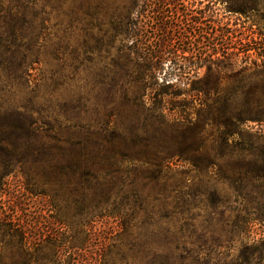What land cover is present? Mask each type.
<instances>
[{
	"label": "rangeland",
	"instance_id": "1",
	"mask_svg": "<svg viewBox=\"0 0 264 264\" xmlns=\"http://www.w3.org/2000/svg\"><path fill=\"white\" fill-rule=\"evenodd\" d=\"M133 3L134 0H0V34L11 24L9 18H4L7 13L26 12L32 20L34 51L39 55L40 63L32 66L31 80L33 85L40 86L37 95L41 104L38 105L44 106V115L51 127L45 140L46 146L51 148L48 154L40 152V143H36L30 153L6 155L0 152V264H53L54 247L48 242L49 238L59 236L63 243L62 256L67 255L69 250L65 241L74 237L80 242L84 238L78 233L81 223L89 220L94 227L91 244L83 250L71 251L82 261L96 258L97 251L105 249L111 255H130L134 264H142V256L146 253L168 250L164 243L171 235L166 234V229L171 227L173 232L182 227L186 246H180L179 251L190 254L191 264H246L245 258L240 256V236L229 233L218 239L211 235L214 224L211 226L209 218L213 211H216L214 222L223 219L218 227L223 226L224 231L228 228L225 221L229 219V226H232L236 214L228 207L214 210L195 188L188 187L186 191L189 204L167 209L171 213L169 219L162 218L163 210L152 205L142 210L134 205L122 208L120 218L112 211L111 203L115 197L108 202L113 217L101 219L93 210L99 198L104 201L107 194L113 195L117 191L113 177L124 173L126 163L116 165L113 159L114 129L126 116L125 97L135 89L134 81L141 76L115 74L116 68L106 54L112 45L110 37L115 32L110 21L120 17L128 24L126 16L133 9L129 21H137L143 28L142 43L146 49L167 44L168 36L175 37L172 45L180 49L178 53L183 49L188 51L186 47L190 42L191 53L196 52L205 41L203 36L209 38L207 33L212 29L213 32L217 29V35H221L215 42H222L224 33L232 32L248 40L252 38L248 43L251 47L260 43L256 40L258 34L264 35V24L253 26L251 18L230 11L234 0H137L138 8H132ZM164 3H171L177 10H189L191 17L198 16L201 7L206 5L216 17L213 18L216 26L208 19L202 26L182 24L176 33L169 34L155 30L158 24L150 19L154 16L149 13V8L136 18L137 13L149 4L158 7L164 15H171ZM188 32H191L188 36L191 40L183 42L179 39V33L187 35ZM116 44L120 45V40ZM249 55L248 66L253 67L254 61L261 62L255 50ZM183 56L191 55L186 52ZM243 58L242 53L239 66L243 64ZM13 69L14 64L3 67L0 60V76L16 75ZM171 70L169 61L156 73L155 80L146 75L147 84L157 82L151 87L164 91L161 84L170 83L172 87L161 96L165 115L191 119L194 116L191 73L185 70L171 76L168 74ZM204 74L205 70H202L200 78ZM231 84L230 81L223 82L220 90H231ZM5 86L0 84V91ZM15 92L18 89L14 84L8 94ZM150 92L148 89L147 93ZM246 130L253 136L264 134V125L251 123ZM56 147L62 150L58 151ZM116 159L120 161L122 157ZM170 166L168 185H182L186 176L176 173L182 168L177 169L172 163ZM194 183L204 186L206 179L203 177ZM184 185L191 186V182ZM181 193H185L183 188ZM84 199L88 204L86 209ZM174 212L176 215L172 214ZM147 213L152 214L149 217ZM20 227L26 232L28 255L25 257L21 256L22 244L14 232ZM262 238L264 229L255 224L245 241ZM37 244L45 249L35 253ZM250 253L246 252L247 259L258 264L259 255L251 256ZM24 258L29 262L23 263ZM259 264H264V255Z\"/></svg>",
	"mask_w": 264,
	"mask_h": 264
},
{
	"label": "trees",
	"instance_id": "2",
	"mask_svg": "<svg viewBox=\"0 0 264 264\" xmlns=\"http://www.w3.org/2000/svg\"><path fill=\"white\" fill-rule=\"evenodd\" d=\"M164 6H168L171 15H164L158 7L149 4L137 13L136 18L149 8V13L155 17L150 19L158 24L155 30L169 34L176 33L182 24L202 26L208 19L216 26L213 21L216 17L206 5L201 7L196 17H191L189 10H177L171 3H164ZM132 8H138L137 0H134ZM88 9L92 10L91 6ZM229 9L251 18L253 26L264 24V0H234ZM132 11H128L126 16L129 28L124 18L117 17L110 21L115 32L110 37L112 45L106 51L116 68V75H141L134 81L135 89L125 97L127 114L117 123L113 135L115 164L126 163V166L122 175L113 177L117 191L113 195L107 194L104 201L99 198L93 210L101 219L113 217L112 211H116L121 218L122 208L134 205V208L142 210L152 205L163 210L162 218L169 219L171 213L167 209L189 204L186 191L188 187L195 188L206 197L214 210L228 207L231 213L236 214L232 226H229V219L225 221L228 228L224 231L223 226L221 229L218 227L224 222L223 219L214 222L216 211H213L209 218L211 226L214 224L212 237L222 239L229 233L237 234L241 237L240 256L245 258L246 264H253L247 259L246 252H251V256L259 255V264L264 255V238L259 241L245 239L255 224H260L264 229V134L253 136L246 129L251 123L264 125V75H258L264 73V35L258 34L256 40H260V43L257 47H251L248 43L252 42V38L248 40L232 32L224 33L222 42H215V38L221 35H217V29L214 32L212 29L211 33H207L209 38L204 35L205 41L193 53L191 42L186 47L188 51L183 49L178 53L180 49L172 45L175 37L168 36L167 44L146 49L142 43L143 28L137 21H129ZM5 16L11 24L0 34V60L3 67L14 64L16 75L0 76V84L6 85L0 91V152L6 155L30 153L34 151L35 144L40 143V152L48 154L51 148L46 146L45 140L51 127L44 115V106L38 105L41 101L37 95L40 86L37 83L33 85L30 72L34 64L40 63L39 55L34 51L33 23L26 12L7 13ZM179 36L183 42L191 40L188 37L191 32L187 35L179 33ZM121 37L123 39H119ZM210 39H213L211 43L208 42ZM117 40H120V45L116 44ZM158 41L163 42L161 39ZM241 48H245L244 51H240ZM252 50L261 60L260 63L254 61L253 67L247 65ZM186 52L191 56H183ZM242 53L243 64L239 66ZM169 61L172 69L169 75L176 76L177 72L185 70L191 73L194 114L191 119L165 115L161 96L172 87L170 83L161 84L164 91L151 87L157 82L147 84L146 75H151L155 80L156 73ZM202 70H205V74L200 78ZM226 81L232 83V88L221 91L220 87ZM14 84L18 92L10 95L8 93ZM148 89L151 91L149 94ZM56 148L62 150L61 147ZM118 156L122 157L120 161L116 159ZM171 163L177 169L182 168L176 170V173L186 176L182 185H168ZM203 177L206 179L204 186L194 183V180L200 181ZM190 182L191 186L184 185ZM182 188L185 193H181ZM114 197L110 211L108 202ZM84 200L86 209L88 204ZM151 214L147 213V216ZM93 229L90 220L81 223L78 233L84 238L80 242L74 237L64 240L69 251L63 256L60 237L51 236L48 242L54 247L52 263L134 264L132 256L120 253L111 255L105 249L97 251L96 258L83 261L72 254V250L88 248ZM183 231L182 227L173 232L171 227L166 229V234L171 235L164 243L168 250L146 253L142 256V264H191L190 254L179 251L180 246H186ZM14 232L22 244L21 256L25 257L28 255L26 232L21 227ZM44 249V246L37 244L34 251L38 253ZM22 262L29 261L24 258Z\"/></svg>",
	"mask_w": 264,
	"mask_h": 264
}]
</instances>
